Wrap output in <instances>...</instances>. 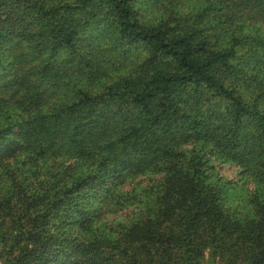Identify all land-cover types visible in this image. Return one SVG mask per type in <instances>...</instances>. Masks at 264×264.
<instances>
[{"label": "trees", "instance_id": "1", "mask_svg": "<svg viewBox=\"0 0 264 264\" xmlns=\"http://www.w3.org/2000/svg\"><path fill=\"white\" fill-rule=\"evenodd\" d=\"M0 258L264 264V0H0Z\"/></svg>", "mask_w": 264, "mask_h": 264}, {"label": "rangeland", "instance_id": "2", "mask_svg": "<svg viewBox=\"0 0 264 264\" xmlns=\"http://www.w3.org/2000/svg\"><path fill=\"white\" fill-rule=\"evenodd\" d=\"M218 166H219L221 174L226 179L236 180L237 182L242 179L240 171L238 170V168L235 166L234 163H232V162H221V163H219ZM232 192L229 191L228 194L231 195V196H229V198H231V200H233V201L234 200L237 201L238 200L237 198L242 197L243 195H241V194H244L243 190L237 191V192H234L233 194H231ZM0 262H1V258H0ZM206 264H210V262L208 261Z\"/></svg>", "mask_w": 264, "mask_h": 264}]
</instances>
